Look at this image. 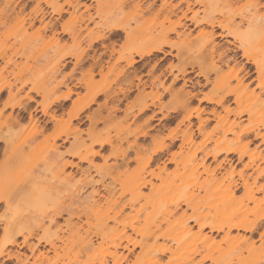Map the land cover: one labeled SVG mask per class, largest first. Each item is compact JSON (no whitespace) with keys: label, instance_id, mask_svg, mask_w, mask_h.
<instances>
[{"label":"rangeland","instance_id":"1","mask_svg":"<svg viewBox=\"0 0 264 264\" xmlns=\"http://www.w3.org/2000/svg\"><path fill=\"white\" fill-rule=\"evenodd\" d=\"M3 1L0 0V264H99L91 258V250L82 248L87 234L97 246L96 255L106 256V264H176L180 260H184L182 264H217L204 259L205 256L231 259L232 264H264V235L259 237L258 233L246 242L235 243L226 242L224 232L214 233L205 247L196 252L197 225L186 233L179 230L178 220L171 227L162 223V228L154 231L152 236L146 234L154 229L152 223L141 229L144 213L153 211V221L162 220L167 211L173 210L175 200L181 202L175 215H181L183 219L193 215V210L183 204L186 200L196 205L197 210L215 206L219 213L216 223L244 216L256 208H259L256 214L264 213V204L256 200L261 193L256 194L255 200L246 201L242 188L231 197L223 189H208L206 182L211 175L224 176L226 181L240 180L243 174L251 171L252 164L253 167L257 164L259 168L264 167V143L254 137L255 131L264 134L262 107H257L251 116L243 114L239 118L240 126L255 129L248 137L236 142L244 152L243 158L238 160L237 154H229L231 161L222 163L217 169L214 168L216 161L219 162L223 154L215 161L207 158L206 168L180 164L177 161L179 154L175 156L179 163L169 161L172 152L179 151L187 123L177 125L182 111L171 113L168 118L159 114L157 118L161 120H153L151 128L146 126L150 112H139L142 101H150L153 94L162 92L163 86H171V89L162 95L161 102L167 105L178 102L181 97L177 90H181L184 80V90L195 96L190 104L192 107H196L197 99L205 95L223 93L224 77L230 68L217 56L212 60L201 59L203 62L192 69L188 67L189 72L183 77L176 69L184 60L197 59L198 48L205 39L198 33L203 27L210 28L190 24V29H185L182 34L171 32L165 38L172 44L165 48L170 51L169 55L159 53L157 58L142 59L134 68L121 61L120 66L113 68L112 63L139 47L148 32L172 28L176 16L169 19L162 15L139 17L140 9L153 0H57L56 4L64 8L60 17L50 13L44 0H17L18 7L14 3L11 7L16 11L23 7L20 14L25 17L24 22L18 23L15 12L9 13V17L4 15L7 8ZM169 1L177 3L178 0ZM259 1L258 14H262L264 0ZM155 2L158 7L160 0ZM38 3L46 11L43 22L32 19V10ZM182 6L184 9L185 5ZM252 6L253 0H201L191 8L197 18L211 14L223 23H230V29L239 25L241 30L244 28L241 17L248 15ZM55 18L66 26L68 33H58L59 24L58 32L54 31L56 34L42 29L43 23L55 21ZM113 23L123 27L124 31L110 36L106 28ZM215 31L225 34L216 38L220 47L233 50L230 54L235 52L236 66L241 68L243 65L248 71L243 81L232 80L227 87L232 95L225 105L230 109L237 106L236 94L259 93L260 71L264 72V37H258L243 54L232 32L219 28ZM101 35H105L103 40L88 46ZM96 57L104 64L101 68ZM155 61L159 65L151 67ZM169 63L174 67L170 69ZM256 63L261 66L259 72ZM199 72L206 73L208 81ZM90 73L93 76L90 77ZM174 74H178L179 79L172 83ZM119 88L127 92L125 96L118 92ZM67 89L72 90L70 96L59 101L62 104L56 109H51L58 102L48 105L50 101L66 93ZM113 91L118 92L117 95H113ZM95 92L98 94L91 101ZM141 93L146 96L141 97ZM261 100L264 102V94ZM240 101V107L248 103ZM83 104L88 107L76 119L69 120L68 113ZM115 105L116 111L112 109ZM200 106L206 111L215 107L219 114L225 113L222 106L205 102ZM227 115L225 120V117L218 120V117L203 112L202 118L209 117L203 128L206 136L199 134L198 119L192 117L193 146L205 139L202 138L204 135L208 137L206 145L209 148L224 133V141L218 143L234 145L235 135L225 131L234 114ZM171 130L177 136L172 147L146 165L144 160L148 153L161 146L157 137H164ZM143 132L148 135L141 137ZM247 140L250 142L246 144ZM100 141H103L102 145ZM165 143L169 140L165 139ZM191 146L185 145L182 153ZM256 157L262 160L258 161ZM142 180L148 183L142 186ZM258 180L263 182L264 177ZM121 206H124L122 215H127L125 222L142 231L127 228L135 245H130L129 250L119 247L115 251L112 242L104 243L94 233L98 232L100 217H105L106 213L111 215ZM248 217L254 215L248 214ZM209 221L204 219L202 222ZM108 225L113 224L108 221ZM12 237L15 243L8 244ZM140 240L143 241L141 246L136 244ZM107 251L120 257L123 255L122 260L110 258Z\"/></svg>","mask_w":264,"mask_h":264},{"label":"bare ground","instance_id":"2","mask_svg":"<svg viewBox=\"0 0 264 264\" xmlns=\"http://www.w3.org/2000/svg\"><path fill=\"white\" fill-rule=\"evenodd\" d=\"M56 1L57 0H44L45 4L50 8V13L56 14L58 17H60L62 13L64 12V8L62 7L63 5L56 4ZM3 2H4V6L7 8L6 12H4L6 14L4 15L9 17L11 13L13 14V12H15L16 14L15 16H17L16 17L17 22L18 23L24 22L25 17L20 14L21 9L23 7L21 8L19 7L18 11L15 10V7H11L12 6L11 3L12 4L14 3L13 5L16 4L15 6L18 7L17 0H4ZM198 2L200 3L201 0H192L191 2L189 0H178L177 3H172L169 0H160L158 7H156L155 5L156 3L155 0L148 2L144 7L140 9L139 17H143L146 15H153L155 17H158L162 15L164 19H169L171 16L175 15L176 22L174 26H172V28L170 29L168 28V29H162L160 31H156L155 33L148 32L143 37L141 45L139 47H137L134 51L130 52L127 56L122 57L120 59H116L112 63V66L113 68H117L118 66H120L119 63L121 61H124L127 67L134 68L135 65L138 64V62L141 61L142 59H147L151 57L157 58V55L159 53L163 54L164 56L167 54L169 55L170 51L166 50L165 48L172 47L171 46L172 44L169 41L165 40V38L171 32L176 33L177 35L182 34L184 31H186L185 29H190L188 27L190 24H192L195 27L199 25H202V26L204 25L210 28V29H207L203 27L200 30L201 32L198 33L200 36H203L205 39L198 48V52L200 55L196 56L197 59L196 58L191 59V61L184 60L182 61L183 63L181 62L180 64L182 66L179 65L178 68L176 67L175 68L179 72L178 74L183 77L185 74L189 72L187 69L188 67L192 69L193 66L195 65L198 66L200 65L201 62H203L201 61V59L208 58L212 60L214 56H217L219 61H222L224 65L230 68V71L224 77L225 80L223 82V93L217 96L205 95L202 98L197 99L198 105L196 107H192L190 106V104L195 98V96L192 92L188 90L187 91L184 90V88L182 87L186 85V82L184 80L183 85L180 87L181 90L179 89L177 90L178 92L180 91L178 94L181 97L180 98L181 100L179 99L180 101L178 100V102H176L175 104L172 103L173 105L172 104L167 105V103L166 104L162 103L160 98H162V95L164 93L170 91L171 86L169 85L170 87L167 88L165 86L162 87V84H160L162 87V92L161 93L159 92L158 94H153V98L150 97V93H151L150 92L149 97L150 99L151 98L152 99L148 102L146 100L142 101L143 103H141L142 105L139 108V112L140 113L150 112L149 116L146 119V126L151 128V122L153 120H157V119L161 120L160 117L157 118L159 114L161 115L162 118H168V116H170L171 113L182 111L183 116L178 121L177 125L184 123V122H187V123L185 124L184 131L181 135L179 151L178 152L176 151V153L172 152V155H170L171 158H169V161L172 160L176 164L180 162V164L187 165V166L191 165L195 168H199V167L206 168L208 167V165L206 166L205 164L207 158L211 157L212 160L215 161L216 159H218L217 156H220L221 154H223L224 157L219 162L216 161L217 166L215 165L214 168L217 169V167H221L222 163H225V162L228 163L231 161V157L229 158L228 156L229 154H237L238 160H241L244 156L243 155L244 152L240 148L241 146H238L236 142H238V140H242V138L248 137L251 134V132L255 131V129H253L250 126H243V127L240 126L239 118L243 114H247L251 116L254 113V111L257 109V107L259 106L262 107V109L264 110V102L261 100V95L264 94V72L260 71L261 66L258 63H256V70L258 72L260 71V73L262 74V79L259 82V93L257 95L251 94L250 96H245L244 94H241V93L236 94L235 96L233 95L234 101L236 102L237 106L229 109V107L226 106L225 103L229 101V96L232 94H231V90H228L227 87L229 86L232 80H236L237 82L243 81L245 77L248 75V71H245V68L243 65L241 66V68H238L236 66L237 65L236 63L237 61L235 57L236 54L235 52L234 54H230V52H233V50H231L229 47H222V46L220 47V44L216 41V38L224 37L225 34L222 32L217 33L215 29L219 28L220 30H227L228 32H232L234 34L235 39L239 43L238 47L241 48V50L243 51V54H246L247 48H251L254 42H256V39L262 36L261 32L262 30H264V12L262 14H258L259 12L258 6L261 5L260 1L253 0V6H252L253 10L248 15L241 17V20L243 22L242 25L244 28L240 30L239 25H237V27H235L234 29H230V26H231L230 23H223L222 21L214 18L211 14H206V16L202 18H197L196 14L192 13L191 6L192 4L198 3ZM78 4L79 2H77V5ZM182 5H185L184 9ZM32 11L34 14V16L32 17L33 20L37 18L39 19V22L44 21L46 11H44L40 3H38L33 8ZM178 12H180L179 13L180 15H178ZM32 23L33 22H31L30 24ZM58 24L60 26L59 32L56 29ZM41 27L44 30H50L52 32L56 30L58 33H68L69 32L64 24L58 23L57 18H55V21L49 20L43 23ZM177 27L178 29L181 28V30L182 29L183 30L182 31L178 30ZM237 28L238 30H236ZM37 31H39L38 28H37ZM121 31H124V28L114 23L111 25H108L106 28V32H108L110 36H117ZM104 38H105V35L98 36L95 39H93L88 44V46H92L93 43L101 41ZM203 51H206L205 55L202 54ZM176 56L178 55L176 54ZM96 58L94 60H96ZM98 59L100 58L98 57L96 60L98 61L97 65L101 68L102 65L104 66V64L101 63V61H99ZM199 59H200V62H199ZM157 62L155 61L153 64L151 63L152 64L151 67H154V68L155 66L157 67V65H159L157 64ZM230 62H233L234 64L230 66L229 65ZM93 63H95V61ZM168 66L170 69L174 67V65H172L171 63H169ZM217 68L219 69V67ZM219 71H217V73H219ZM221 73L223 72H220L219 74ZM91 74L92 73L89 74L90 77H91ZM178 74H174L172 83L179 79ZM200 74L203 75L204 72ZM205 74H204V77H205ZM206 81H208V79ZM118 92H121V94L123 93L124 96H125V93H127L122 88L118 90ZM118 92L113 91V95L115 94L117 95ZM71 93H72V90L67 89L66 93L54 97L48 105H50L51 103L53 104L55 102H59L61 100L67 99ZM98 93L100 92L98 91ZM98 93L95 92L94 95H92L91 101L94 100L95 96ZM138 95L140 96V94ZM141 95H142L141 97L146 96V94L143 96L142 93ZM240 100L242 101L246 100L248 101V103L245 104L244 107H240L239 106L241 102ZM202 102H205L211 105L222 106L226 115L230 114V112L234 114V119H232V121L225 127V131L230 132L235 135L234 145L218 143V142L224 141L225 139L224 138L225 133H224L223 135L215 139V140L220 139L216 144H214L213 146L209 148L207 147L206 142L208 141V137H205L206 134L203 132V130L205 129L203 128H204L205 123L208 122L209 117L202 118L201 114L203 112H207L211 114L212 116H216V118L218 117L217 118L218 120H223V118L226 115L225 113L219 114V112L216 111L215 107H212L210 110L206 111L204 107L200 106ZM86 107H88V104H83L79 106L78 108H76L75 111L73 110L71 114L69 112L68 119L69 120L76 119L79 116L80 112H82ZM112 109L116 111L118 108L115 105ZM44 110H45L44 112H46V109ZM192 117H196L198 119L197 130L199 134L201 133L205 135V136L202 135V138H205V139L201 140V142H199L198 144L194 146H193L194 144L193 142L194 123L191 120ZM225 119L226 117L224 118V120ZM166 120H170V119H166ZM146 135H148L147 132L140 133L141 137H145ZM159 136L158 137L156 136V137L158 139L160 138L159 140L161 141V144H160L161 146H159L158 148L148 153L147 155L148 157L146 156L145 157L146 160H144L146 161L144 162L145 164L151 162L154 159V157L160 156V153L164 152V150H169L172 147L173 142L177 139V136L174 133H172V130L168 134L164 135V137L163 136L159 137ZM254 137L255 138L259 137L261 141L264 143V134L260 133V131H255ZM165 139H168L169 143H165ZM249 142L250 141L247 140L246 144ZM102 144H103V141H100V145ZM185 145L187 146L192 145L191 146L192 148L188 147L189 150L185 153L186 156L185 154L182 153V150H184L183 148L185 147ZM177 154L180 155V159H177V161L179 162H176L175 160V156L176 157L179 156ZM257 160L259 161L262 159L258 158ZM163 167H164V163H163L162 168ZM198 174H200V172L197 173L196 175ZM263 177H264V167L259 168L258 164L253 167V164H252L251 171L243 174L240 180L232 179L230 181H226L224 176L214 177L211 175V177L207 179L206 182H207L208 189H212V188H215L216 190L223 189L225 194L231 197L236 193V191L239 188H242L243 196L246 201L253 200V199L255 200L256 194L261 193L262 196L256 200L264 204V180L263 182H259L258 180ZM146 183L148 182L145 180L144 181L142 180L140 182V185L145 186ZM78 194L81 195L82 193H78ZM183 204L186 207L188 208L190 207L193 210V215L185 219L181 218V215L176 216L175 213L177 209L180 208L181 202L175 200L173 202V210L167 211V215L164 216L162 220L153 221V218L155 217L153 211L144 213V220H143L144 223L141 229L145 227L147 224L152 223L154 229L146 233L147 236H152L154 231L162 228V223H165L168 227H171L172 225L176 223V220H178L177 223H178L179 230L182 232L185 231L186 233H189L193 229V227L197 225L199 228V236L194 242V250L196 252H200L205 247L211 235L214 233L224 232L225 235L223 239L226 242H231V243L246 242L249 240V238L253 237V235L256 233H258L259 237H262L264 235V213L256 214L259 208L250 210L248 212V214L254 215L253 218H249L248 214H245L244 216L236 217L235 219L226 218L225 220H223L222 223H216L219 217V213L215 210V206H206L202 209L199 208V210H197V208H194L196 207V205L193 204L194 205L193 206L191 204V201L189 200H186L185 202H183ZM220 207H223V209H225V206L222 203H220ZM123 210H124V206H121V208L114 210L111 215H108V213H106L105 217L101 216L100 221L98 222V225H97L99 228L98 232L94 233V236H100L102 238V242L104 241V243H106L108 240L112 242V246L114 247L115 251H117L119 247L129 250L130 245H133V246L135 245V241H133L130 235L127 233V228H130L133 231H140V232L142 231L141 229H138L135 226H133L132 223L127 224L125 222L127 215H122ZM237 211L241 212V209L238 208ZM204 219H210V221L202 222ZM108 221L109 222L111 221L113 225L109 226ZM204 229H207L208 231L204 232ZM233 230L236 231V234H232ZM8 241H9L8 244L15 243V239H13V237L12 239H9ZM142 242L143 241L140 240L136 244L141 246ZM82 248H84L85 250L92 251L91 258L93 259V261L97 260L99 261V264H106V261H107L106 256L100 257L96 255L97 246H94L92 239L89 237L88 234L82 241ZM108 255L112 259L119 258L118 262H120L123 257V255L120 257V256H117L116 254H112L110 251H107V256ZM204 259L210 260L211 262H216L217 264H232L233 263L231 259L229 260L218 259L213 256H208V257L205 256ZM182 263H185L184 260H180L176 264H182Z\"/></svg>","mask_w":264,"mask_h":264},{"label":"crops","instance_id":"3","mask_svg":"<svg viewBox=\"0 0 264 264\" xmlns=\"http://www.w3.org/2000/svg\"><path fill=\"white\" fill-rule=\"evenodd\" d=\"M62 104V102H58L56 104H54V106L51 107V109H56V107L60 106Z\"/></svg>","mask_w":264,"mask_h":264},{"label":"snow or ice","instance_id":"4","mask_svg":"<svg viewBox=\"0 0 264 264\" xmlns=\"http://www.w3.org/2000/svg\"><path fill=\"white\" fill-rule=\"evenodd\" d=\"M261 35H262V37H264V30H262Z\"/></svg>","mask_w":264,"mask_h":264}]
</instances>
